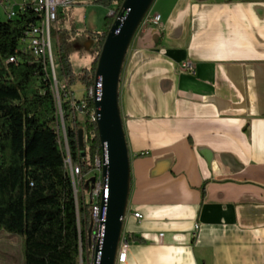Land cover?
Wrapping results in <instances>:
<instances>
[{"label": "crops", "instance_id": "crops-1", "mask_svg": "<svg viewBox=\"0 0 264 264\" xmlns=\"http://www.w3.org/2000/svg\"><path fill=\"white\" fill-rule=\"evenodd\" d=\"M149 13L162 28L138 30L119 85L124 264H264V0H155Z\"/></svg>", "mask_w": 264, "mask_h": 264}, {"label": "trees", "instance_id": "trees-1", "mask_svg": "<svg viewBox=\"0 0 264 264\" xmlns=\"http://www.w3.org/2000/svg\"><path fill=\"white\" fill-rule=\"evenodd\" d=\"M122 3L93 2L115 14L105 19V30L94 35L92 61L78 73L71 64L72 24L64 30L51 27L58 83L68 88L77 83L85 88L93 85L102 44ZM39 19L27 9L15 19L0 20V231L21 239L22 264H78L79 243L84 245L91 220L89 195L94 180L83 179L75 199L52 83L42 60L24 43L26 32ZM59 20L60 16L56 25ZM59 93L70 161L84 176L100 155L96 125L90 122L94 104L88 101L80 123Z\"/></svg>", "mask_w": 264, "mask_h": 264}, {"label": "water", "instance_id": "water-1", "mask_svg": "<svg viewBox=\"0 0 264 264\" xmlns=\"http://www.w3.org/2000/svg\"><path fill=\"white\" fill-rule=\"evenodd\" d=\"M154 1L123 0L97 59L94 82L100 79L101 98L94 101L97 116L95 125L100 148L106 158V164L101 170L102 176L107 175L109 190L99 264H116L131 190L130 156L119 107L121 72L131 42ZM110 12L112 14L109 17L114 16L115 12ZM60 122L64 130L62 117ZM79 143H82V132H79ZM76 194L74 189L75 199Z\"/></svg>", "mask_w": 264, "mask_h": 264}, {"label": "built area", "instance_id": "built-area-1", "mask_svg": "<svg viewBox=\"0 0 264 264\" xmlns=\"http://www.w3.org/2000/svg\"><path fill=\"white\" fill-rule=\"evenodd\" d=\"M96 0H8V7H0V20H12L17 17L19 13H23L29 9L36 13L40 19L34 26L30 28L25 34L24 39H30L32 42V50L37 51V58H43V64L45 65L49 78L52 83V87L55 93V99L58 101V108L60 106V93L68 101L71 107L75 110L76 116L85 117L88 101H99L101 98V82L98 79L92 86L86 88V94L81 100H76L70 88L65 83H58L55 72V64L52 53V38L50 35V29L52 24H56L58 18V12L65 8H72L78 5L93 4ZM111 15L112 12H109ZM155 27L161 29V18L159 15H151L148 13L142 20L139 29L143 27ZM23 50V46H21ZM25 52V51H24ZM13 58L9 59V62H14ZM183 69L192 73L193 67L191 64H184ZM59 116L61 112L59 108ZM97 116L95 112L90 116V122L95 123ZM61 135L65 144V167L69 175H76L77 180L82 182L84 179L91 178L94 180L93 187L91 189L89 199L91 205V236L89 239L88 232L85 237L86 251H84V259H81V264H99L101 258V249L103 244L105 221H106V204L109 196L108 190V178L102 176V166L106 164V158L100 148V155L95 157L93 168L84 176L81 175V170L78 166L72 165L68 153L65 131L62 128ZM140 156L148 155L147 152L139 154ZM134 219L141 220V215L133 213ZM128 237L123 235L120 239L118 248L116 264H124L125 253L128 243Z\"/></svg>", "mask_w": 264, "mask_h": 264}, {"label": "rangeland", "instance_id": "rangeland-1", "mask_svg": "<svg viewBox=\"0 0 264 264\" xmlns=\"http://www.w3.org/2000/svg\"><path fill=\"white\" fill-rule=\"evenodd\" d=\"M2 7V5H0ZM110 9H106L100 5L87 4L78 5L72 8H65L58 12L60 20L57 25L52 24L54 29L56 26L59 30L68 29L70 24L74 29V36L71 42V64L75 73L80 72L83 68H87L92 61V52L95 46L94 35L105 30L106 18L109 17ZM52 42V53L55 52V41ZM56 76L57 71L55 69ZM86 88L82 84L72 86L76 100H81L86 94ZM57 106H58V101ZM79 120L84 117L78 116ZM80 122V123H82ZM60 129L62 125L60 122ZM88 236H91V226H88ZM22 242L16 235L8 234L0 231V264H22Z\"/></svg>", "mask_w": 264, "mask_h": 264}, {"label": "bare ground", "instance_id": "bare-ground-1", "mask_svg": "<svg viewBox=\"0 0 264 264\" xmlns=\"http://www.w3.org/2000/svg\"><path fill=\"white\" fill-rule=\"evenodd\" d=\"M0 5L2 7H8V0H0ZM24 43H26V47L30 48L32 50V42H30V39H25ZM33 53L37 56V51L32 50ZM43 63V58H40ZM71 179V183L73 186V189L76 190V193L78 191V187L80 186V181L77 180L76 175H69ZM84 251H86V242H84V245L80 242L79 243V256H78V264H81V259H84Z\"/></svg>", "mask_w": 264, "mask_h": 264}]
</instances>
